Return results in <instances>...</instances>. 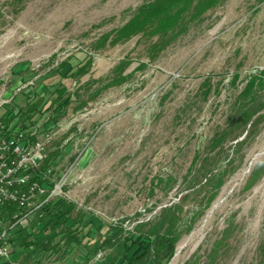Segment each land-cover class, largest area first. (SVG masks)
<instances>
[{
	"label": "rangeland",
	"instance_id": "obj_1",
	"mask_svg": "<svg viewBox=\"0 0 264 264\" xmlns=\"http://www.w3.org/2000/svg\"><path fill=\"white\" fill-rule=\"evenodd\" d=\"M151 1L0 0V119L41 101L28 132L37 129L39 138L52 133V179L61 182L60 198L87 217L133 230L172 205H184L185 221L204 211L169 264H207L213 252L214 264H260L264 111L247 130L231 117L249 76L264 70V0H226L157 56L141 36L96 48ZM88 59L86 74L66 76L67 68L75 71ZM122 61L132 77L113 84ZM64 62L70 65L57 71ZM62 87L72 102L58 111L67 98L58 100L55 91ZM223 133L226 140L215 147ZM223 174L206 207L213 191L206 180ZM99 226L77 234L66 252L59 230L54 242L60 252L34 256L29 264L108 263L110 251L88 253ZM0 263L24 262L12 253Z\"/></svg>",
	"mask_w": 264,
	"mask_h": 264
},
{
	"label": "trees",
	"instance_id": "obj_2",
	"mask_svg": "<svg viewBox=\"0 0 264 264\" xmlns=\"http://www.w3.org/2000/svg\"><path fill=\"white\" fill-rule=\"evenodd\" d=\"M225 1L152 0L138 7L131 19L120 29L100 38L96 43V48L106 47L107 44L117 45L133 37L141 36L152 41L150 49L154 56H157L168 45L185 34L192 23L202 21L206 13L217 8ZM111 36L113 37L111 38ZM91 63V59L84 60L77 65V69L74 71V67L67 68L66 66L70 64L64 62L57 68V71L66 67V76L81 77L86 74V68ZM128 66L129 63L126 61L119 63L115 69L116 75L112 80L113 84H121L132 77V73L125 74ZM143 67L144 65H141V68ZM238 77L236 75L234 80L236 81ZM204 87H206V93L211 91L212 87L209 86V83H206ZM263 91L264 70H261L258 74L249 76L236 101L234 113L231 117L232 123H239L243 130H247L248 126L253 127L257 124V120L264 111ZM55 92L59 95L58 100L65 95L67 96L63 104L57 107L58 111L67 108L72 102V96L69 94L68 89L62 87L56 89ZM58 100L54 104L59 102ZM39 105H41V101L34 105H28L26 109H15L8 112L5 117L0 119V138L9 134V129L12 126L23 131H28L31 126L34 127L38 120L35 117L41 112L38 109ZM53 106L52 104L49 108ZM227 135V133H223L217 136L213 140L214 146H220L226 140ZM241 143L238 142V145ZM53 161L54 158L48 155V158L35 172V179L47 188L54 185L52 177H45L49 169H52V173L55 174ZM257 174L258 172L254 173V178ZM226 175L223 174L206 180L205 185L211 186L213 190L208 197L206 207L210 206L215 200L218 194L217 186L225 181ZM252 185L253 183L250 186ZM17 212V206L8 204L0 210V222L9 227L16 221L17 218L14 215ZM183 213V204L172 205L164 208L154 221L139 223L133 230H127L123 224L114 225L102 217H87L86 213L82 209L79 210L75 203L65 198H57L46 203L31 220L27 221V225L19 224L12 231V253L17 255V259L22 257L23 264H29L34 256L58 254L61 245L54 242V235L59 230L64 233L66 239L64 247L66 252L73 243L78 241L77 234L84 233L88 228V231L92 230L98 222L100 224V237L98 239L94 237L88 239V243H93L88 250L89 254L94 253L90 258L101 252L110 251L109 262L106 264H169L175 254L177 243L185 234L192 231L200 216L185 221L182 217ZM107 226L109 228L108 232L102 233ZM112 230L113 233L110 234ZM86 236H89L88 233L84 235V239ZM214 261L215 252L210 255L207 264H214ZM260 264H264V259Z\"/></svg>",
	"mask_w": 264,
	"mask_h": 264
},
{
	"label": "built area",
	"instance_id": "obj_3",
	"mask_svg": "<svg viewBox=\"0 0 264 264\" xmlns=\"http://www.w3.org/2000/svg\"><path fill=\"white\" fill-rule=\"evenodd\" d=\"M51 139L52 133L39 138L37 129L28 132L14 126L0 139V210L8 204L18 210L16 221L9 227L0 222V260L12 256V231L31 220L46 203L61 197V182L54 181L47 188L35 179V172L48 158L47 144ZM52 174L49 169L45 177Z\"/></svg>",
	"mask_w": 264,
	"mask_h": 264
},
{
	"label": "bare ground",
	"instance_id": "obj_4",
	"mask_svg": "<svg viewBox=\"0 0 264 264\" xmlns=\"http://www.w3.org/2000/svg\"><path fill=\"white\" fill-rule=\"evenodd\" d=\"M175 262H173L172 264H174Z\"/></svg>",
	"mask_w": 264,
	"mask_h": 264
}]
</instances>
